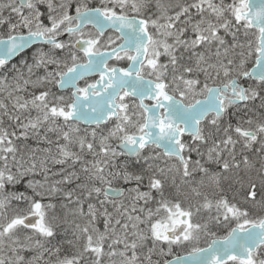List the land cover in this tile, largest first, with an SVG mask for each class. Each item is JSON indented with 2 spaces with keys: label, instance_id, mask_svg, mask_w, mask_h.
<instances>
[{
  "label": "snow or ice",
  "instance_id": "1",
  "mask_svg": "<svg viewBox=\"0 0 264 264\" xmlns=\"http://www.w3.org/2000/svg\"><path fill=\"white\" fill-rule=\"evenodd\" d=\"M0 93V264H264V0H0Z\"/></svg>",
  "mask_w": 264,
  "mask_h": 264
},
{
  "label": "rangeland",
  "instance_id": "2",
  "mask_svg": "<svg viewBox=\"0 0 264 264\" xmlns=\"http://www.w3.org/2000/svg\"><path fill=\"white\" fill-rule=\"evenodd\" d=\"M4 95H5L4 93H0V98H3ZM29 143L32 144L33 147L37 146L33 141H29ZM39 146H40V147H44V146H46V145L41 144V145H39Z\"/></svg>",
  "mask_w": 264,
  "mask_h": 264
},
{
  "label": "trees",
  "instance_id": "3",
  "mask_svg": "<svg viewBox=\"0 0 264 264\" xmlns=\"http://www.w3.org/2000/svg\"><path fill=\"white\" fill-rule=\"evenodd\" d=\"M177 251H179V250H177ZM179 254H181V255H182V254H184V253H183L182 251H179Z\"/></svg>",
  "mask_w": 264,
  "mask_h": 264
},
{
  "label": "flooded vegetation",
  "instance_id": "4",
  "mask_svg": "<svg viewBox=\"0 0 264 264\" xmlns=\"http://www.w3.org/2000/svg\"><path fill=\"white\" fill-rule=\"evenodd\" d=\"M5 14H7V13H5Z\"/></svg>",
  "mask_w": 264,
  "mask_h": 264
},
{
  "label": "bare ground",
  "instance_id": "5",
  "mask_svg": "<svg viewBox=\"0 0 264 264\" xmlns=\"http://www.w3.org/2000/svg\"><path fill=\"white\" fill-rule=\"evenodd\" d=\"M35 143V142H34Z\"/></svg>",
  "mask_w": 264,
  "mask_h": 264
},
{
  "label": "water",
  "instance_id": "6",
  "mask_svg": "<svg viewBox=\"0 0 264 264\" xmlns=\"http://www.w3.org/2000/svg\"><path fill=\"white\" fill-rule=\"evenodd\" d=\"M183 255V254H182Z\"/></svg>",
  "mask_w": 264,
  "mask_h": 264
}]
</instances>
